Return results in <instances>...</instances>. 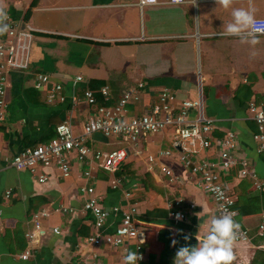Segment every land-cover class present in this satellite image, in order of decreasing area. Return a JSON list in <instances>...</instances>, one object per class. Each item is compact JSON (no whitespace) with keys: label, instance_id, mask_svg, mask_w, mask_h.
<instances>
[{"label":"crops","instance_id":"crops-1","mask_svg":"<svg viewBox=\"0 0 264 264\" xmlns=\"http://www.w3.org/2000/svg\"><path fill=\"white\" fill-rule=\"evenodd\" d=\"M138 1L0 0V11L20 28L35 29L29 68L9 74L6 119L0 128V264H91L92 253L98 254L103 264H123L126 251L136 252L133 245L124 251L85 244L94 233L93 219L83 211L81 189L86 186L95 189L108 210L119 207L125 211L137 206L136 223L144 240L142 264H161L162 253L196 243L206 221L215 216L214 204L201 189L199 178L187 173L176 159L147 162V157L171 150L170 131L150 136L138 157L129 150L130 156L114 175L98 169L93 162L77 161L74 154L70 156V176L61 179L51 168L45 170L48 181L43 185L29 173L7 165L23 149L49 143L63 122H68L76 135L81 134L94 108L85 102L74 103L72 98L89 90L98 106L112 107L125 91L139 83H145L148 89L138 104L127 107L129 117L144 114L163 89L175 95L177 105L183 100H197L201 92L204 115L213 120L212 137L221 138L229 131L237 134L236 155L250 163L257 184L243 179L247 181L241 185L236 169L224 179L234 201L243 196L253 204L242 208L243 215H237L236 221L247 230L256 250L232 251L242 261H253L257 254L256 264H263L264 236H259L258 229L264 221V153L256 151L253 136L257 127L247 104L262 101L264 35L250 45L215 33L223 31L234 7H250L257 19H264V0H231L228 8L221 0L198 4L186 0L183 5L157 0V5L144 8ZM39 73L50 76L51 85L63 87L61 98L53 104L47 102L49 86L43 90L33 87L34 76ZM77 77L82 82L74 84ZM104 88L109 91L107 98L100 94ZM194 118L192 112L189 119ZM87 146L93 151L111 152L124 145L120 140L94 134ZM216 151L198 150V157L213 160ZM162 167L171 169L178 182L169 183ZM116 178L123 180V191H130L128 199L121 190L111 188ZM247 185L250 187L244 191ZM6 192H10L8 199ZM177 198L195 208L187 212L184 222L174 225L168 205ZM43 208L51 213L42 222V236L31 257L18 260L15 256L26 250L25 234L32 228L31 218ZM61 208L67 212L58 211ZM121 213L108 216L102 233L115 231ZM54 229L60 234H54ZM172 240L177 243L173 245ZM174 254L167 260L172 262Z\"/></svg>","mask_w":264,"mask_h":264},{"label":"built area","instance_id":"built-area-1","mask_svg":"<svg viewBox=\"0 0 264 264\" xmlns=\"http://www.w3.org/2000/svg\"><path fill=\"white\" fill-rule=\"evenodd\" d=\"M219 0H193L198 3H216ZM186 0H168L171 5H183ZM157 0H139L140 8L157 5ZM257 27L264 29V19H257ZM6 23L9 29L0 32V128L6 119L7 101L6 95L9 87V74L13 71H25L30 64V51L35 29L20 26L8 15ZM264 32L257 36H263ZM82 82L81 77H77L74 84ZM50 84V76L46 74H36L33 79L35 90H43L49 86L47 102L55 103L62 96L63 87L61 84ZM145 83H139L136 88L125 91L115 106H98L94 94L85 90L81 97L72 98L74 103L85 102L94 108L93 117L83 126L80 135H76L68 122L59 124L55 131V137L47 144L37 145L20 151L12 159L7 161L9 168L18 172L29 173L34 180L43 185L48 181L45 170L55 169L61 179H66L71 173V155L74 154L79 162H93L98 169L109 174H116L130 156L129 150L135 157L142 154L144 144L150 136L170 131L171 150L161 151L155 157H147L149 164H156L160 158L176 159L182 168L190 175L199 178L201 189L210 197L214 204L215 215L229 214L236 221L237 211L233 209V196L229 183L225 181L226 176L231 170H237L239 180L251 179L256 184V174L250 163L246 159L237 157L238 146L237 134L229 131L221 138L214 139L211 135L213 120L204 115V100L200 92L195 101L183 100L177 105L176 97L169 90L163 89L157 95V100L149 109L140 116L129 117L127 107L134 106L141 101L142 94L147 91ZM102 97L107 98L109 91L107 88L100 90ZM195 112L194 120L189 116ZM247 112L255 122L257 133L253 136L258 154L264 153V87L262 91V101L257 103L251 100L247 104ZM100 134L105 138L117 139L124 145L123 148L111 152L93 151L87 146V141L94 135ZM1 141V133H0ZM215 148V159L198 157V150L208 152ZM162 173L169 183L178 182L172 170L162 167ZM85 177L89 174L85 173ZM123 180L113 179L111 188L121 190L124 198L131 196L130 191H123ZM84 196L83 211L91 215L93 219V235L85 240V244L92 247L109 246L112 248H122L124 251L128 245L135 247L140 260L144 261L142 252L143 238L137 225L139 210L137 206H130L122 211L119 207L106 209L95 189L90 186L81 189ZM10 192L5 193L8 199ZM169 219L174 225L186 220L188 211L194 210L192 203L186 202L181 198L172 200L169 205ZM62 213L67 209L58 210ZM71 212V210H69ZM121 213L120 222L112 234L102 233L108 216ZM1 213V211H0ZM49 209H41L31 218L32 228L25 234L26 250L17 254L18 260L26 261L32 255V250L37 246L42 236V222L50 215ZM179 213L182 219L177 220L176 214ZM53 233L59 235L58 229ZM259 236H264V221L258 229ZM233 251H255L256 247L252 244L248 232L239 224V229L235 233ZM231 264H251L252 260L242 261L237 254ZM91 264H103L96 253L91 255Z\"/></svg>","mask_w":264,"mask_h":264},{"label":"clouds","instance_id":"clouds-1","mask_svg":"<svg viewBox=\"0 0 264 264\" xmlns=\"http://www.w3.org/2000/svg\"><path fill=\"white\" fill-rule=\"evenodd\" d=\"M231 0H221L224 8L230 6ZM231 19L223 24V31L215 35L225 37H236L241 43L255 45L258 43L257 34L264 32V29L257 27V20L252 8H232ZM6 12L0 11V32H6L9 29L6 23ZM182 219L179 213L175 217ZM206 228L199 238H195L196 243L189 245L185 243L177 248L172 264H231L233 260V244L235 241L236 230L239 229L231 215L220 214L210 216L206 221ZM187 241L188 237L185 236ZM176 240H172L175 245ZM140 254L128 250L122 256L123 264H138Z\"/></svg>","mask_w":264,"mask_h":264},{"label":"trees","instance_id":"trees-1","mask_svg":"<svg viewBox=\"0 0 264 264\" xmlns=\"http://www.w3.org/2000/svg\"><path fill=\"white\" fill-rule=\"evenodd\" d=\"M245 181H247V180H242L240 184L241 185L245 184ZM248 187H250V186L247 185V187L244 188V191ZM250 205H253L250 200H247V198H244L243 196H239L237 198V200H235L233 203V209L238 212V217H239V215H241V214L243 215V212L241 211V209L244 207L250 206ZM174 253H175V250L166 251V252L162 253L161 258H160V263L161 264H172L171 260L170 259L167 260V259L170 258V256H172ZM257 259H258V255L256 254V257H255V259H253L251 264H256ZM263 264H264V262H263Z\"/></svg>","mask_w":264,"mask_h":264}]
</instances>
